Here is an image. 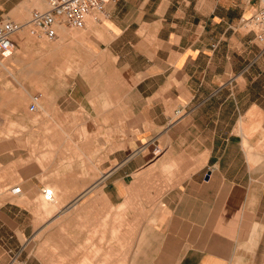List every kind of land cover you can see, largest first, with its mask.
I'll use <instances>...</instances> for the list:
<instances>
[{"label":"crops","instance_id":"0c3cea01","mask_svg":"<svg viewBox=\"0 0 264 264\" xmlns=\"http://www.w3.org/2000/svg\"><path fill=\"white\" fill-rule=\"evenodd\" d=\"M10 4L0 0V21ZM255 10L117 0L77 29L65 54L84 73L55 103L98 134L78 147L96 170L90 188L61 197H102L131 221L108 225L114 236L71 216L51 225L64 209L37 215L28 201L42 173L25 168L26 184L8 190L20 203L0 205V264H264V47L241 25ZM63 174L50 168L56 183L73 179Z\"/></svg>","mask_w":264,"mask_h":264},{"label":"rangeland","instance_id":"374dc122","mask_svg":"<svg viewBox=\"0 0 264 264\" xmlns=\"http://www.w3.org/2000/svg\"><path fill=\"white\" fill-rule=\"evenodd\" d=\"M5 1L12 3L5 6V11L11 10L5 19L20 22L29 17L31 9L44 6L40 0H25L16 7L14 3L21 0ZM80 31L61 26L56 40L47 41L32 37L24 29L15 35L17 50L13 59L0 65V205L5 207V200L19 202L8 190L26 184L20 170L36 168L37 173H42L38 176L40 184L45 188L50 185L56 191L55 202L45 201L40 191L28 201L41 219L64 209L51 225H66L67 216L72 217L75 227L99 223L107 228L115 223L127 225L131 218L123 213L125 208L104 207L102 197H61L65 193H76L78 188H90L96 170L93 165L86 166L84 154L88 151L78 147L83 143H97L98 134L88 132L89 123L81 112L67 119L55 103L56 95L66 89L72 75L84 73V67L71 59L68 61L65 54L67 40H80ZM37 94H40L38 109L30 112L28 105ZM62 145L70 149H53ZM51 167L62 170V176L70 174L68 177L73 179L58 183L50 180L53 178ZM65 171L73 172L66 175ZM42 204L53 209L46 211ZM65 228L62 226L61 231L65 232ZM109 228L114 236L116 231L112 226ZM112 249L108 246L107 254Z\"/></svg>","mask_w":264,"mask_h":264},{"label":"built area","instance_id":"2783aa9c","mask_svg":"<svg viewBox=\"0 0 264 264\" xmlns=\"http://www.w3.org/2000/svg\"><path fill=\"white\" fill-rule=\"evenodd\" d=\"M43 8H33L25 21L4 19L0 21V65L10 60L16 53L15 35L26 29L32 37L54 41L58 28L67 26L81 29L89 19H98L107 5L117 0H40ZM256 3V10L250 17L242 20V27L253 31L256 39L264 47V0H246ZM40 94L34 95L28 105L30 112L38 109ZM180 110L176 111L178 114ZM158 151V148L155 149ZM17 187L12 188L16 192ZM45 200L54 199L51 190L43 188Z\"/></svg>","mask_w":264,"mask_h":264},{"label":"bare ground","instance_id":"6f19581e","mask_svg":"<svg viewBox=\"0 0 264 264\" xmlns=\"http://www.w3.org/2000/svg\"><path fill=\"white\" fill-rule=\"evenodd\" d=\"M43 4V3H42ZM44 5V4H43ZM44 6H42L41 8H43ZM39 8V7H38ZM3 64V63H2ZM1 64V65H2ZM5 67V66H4ZM6 68V67H5ZM45 189H49V190H51L52 191V193L53 194H56V191H55V188L54 187H52V186H50V185H48V186H46V188ZM42 195H43V193H42ZM43 199L45 200V198H44V196H43ZM54 199H55V197H54ZM51 200V201H48V200H45V201H47V202H53V201H56V200ZM75 203V202H74ZM73 203V204H74ZM42 205H44V206H42V207H44V209H46V211L47 210H51V208L53 209V206H50L51 208L49 209V207H48V205H46V204H42ZM119 227V226H118ZM253 231H254V229H253ZM139 241V240H138ZM250 242V241H249ZM136 245V244H135ZM138 246V245H137ZM136 247V246H135ZM134 249V248H133Z\"/></svg>","mask_w":264,"mask_h":264}]
</instances>
